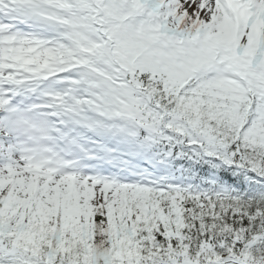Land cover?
<instances>
[{
  "label": "snow or ice",
  "instance_id": "1",
  "mask_svg": "<svg viewBox=\"0 0 264 264\" xmlns=\"http://www.w3.org/2000/svg\"><path fill=\"white\" fill-rule=\"evenodd\" d=\"M0 264H264V0H0Z\"/></svg>",
  "mask_w": 264,
  "mask_h": 264
}]
</instances>
